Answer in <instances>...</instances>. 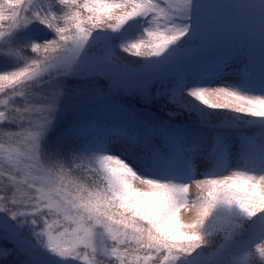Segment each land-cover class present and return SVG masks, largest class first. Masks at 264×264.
Segmentation results:
<instances>
[{
    "label": "snow or ice",
    "instance_id": "6c2138e0",
    "mask_svg": "<svg viewBox=\"0 0 264 264\" xmlns=\"http://www.w3.org/2000/svg\"><path fill=\"white\" fill-rule=\"evenodd\" d=\"M247 7L0 0V264H264Z\"/></svg>",
    "mask_w": 264,
    "mask_h": 264
},
{
    "label": "rangeland",
    "instance_id": "374dc122",
    "mask_svg": "<svg viewBox=\"0 0 264 264\" xmlns=\"http://www.w3.org/2000/svg\"><path fill=\"white\" fill-rule=\"evenodd\" d=\"M209 3H219V4H227L235 6L234 10L239 12H247L249 11L248 7L249 5H255L258 6L260 3V0H208ZM252 22L254 24L258 23V17L253 16ZM126 55V54H124ZM2 98V97H0ZM2 140V138H0ZM194 194V191H193Z\"/></svg>",
    "mask_w": 264,
    "mask_h": 264
}]
</instances>
